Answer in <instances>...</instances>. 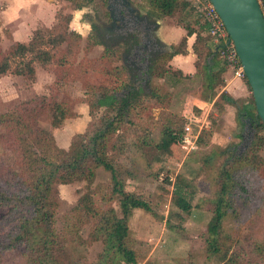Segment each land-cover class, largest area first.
Here are the masks:
<instances>
[{"label": "trees", "instance_id": "trees-1", "mask_svg": "<svg viewBox=\"0 0 264 264\" xmlns=\"http://www.w3.org/2000/svg\"><path fill=\"white\" fill-rule=\"evenodd\" d=\"M65 1L75 6L82 0ZM147 1L150 13L158 19L179 14L185 31V36L171 46L170 52L152 60L147 75L164 78L170 70L169 62L175 56L188 54L187 39L194 36L195 77L201 80L199 99L213 103L218 112L217 116L209 115L210 128L218 122L228 105L235 109L238 127H244L248 119L254 131L249 146L242 153H236L235 145L231 146V151H225L215 177L217 190L212 198L203 199L198 205L211 214L202 236L205 258L216 264H264V193L261 189L264 182V125L256 116L253 99L251 97L252 108L249 109L237 105L238 101L223 90L226 85L224 75L229 69L212 46L209 22L200 15L196 4L187 0ZM3 32L8 40H12L7 30ZM45 32L53 34V31L40 29L34 32L28 43L15 42L5 50L1 47L0 34V76L11 69L12 60L27 56L31 59L14 68L13 74L33 80L35 62L53 61L56 65V80L49 88V95L35 96L0 113V264H5L6 253L10 250L18 251L25 264H80L78 249L96 242L102 244L96 264H138L140 256L130 236L128 221L135 209L151 212V207L126 190L122 174L115 165V157L126 146L118 144L115 137L119 130H123L122 123L132 110L133 102L153 99L152 107L145 111L148 112L147 118L154 121L150 113L152 108L159 109V116L166 113L171 95L156 88L150 96H141V90L131 88L123 98L117 97L116 88H112L110 81L113 78L124 81V72L114 66L118 57L113 50L106 49L98 58L82 60L73 66V59L70 60L69 56L73 45L68 41L73 37L79 45L80 36L67 33V36L59 37L57 44L60 46L67 41L66 46L53 54L42 48L48 42ZM75 70L85 78L83 88L90 95L85 102L92 121L84 133L77 135L70 149L63 150L40 121L47 116L50 125L58 128L64 121L79 117L74 110L75 100L66 94L59 97L56 89V86L66 84ZM176 72L174 75L182 76L180 70ZM243 79L248 86L245 77ZM101 108H104L102 116L95 119V113ZM164 121L159 130L160 142L152 143L148 133L139 134L134 146L152 145L169 152L172 146L180 144V120L167 116ZM210 132L202 130L198 142L202 141L203 134ZM236 136L241 138L240 134ZM99 167L110 174L107 196H102L99 189H91L95 170ZM180 180L177 177L176 181ZM80 182L85 184V191L64 217L65 225L59 231L56 227L58 187ZM180 183L174 184L172 201L181 212L189 214L191 199L187 198L188 194ZM97 193L102 200L106 198V205L116 201L120 215L110 206L108 210L98 208ZM243 210L247 214L243 223L248 232L238 238L232 237L227 232L226 223L240 222ZM85 226L90 228L86 240L80 235Z\"/></svg>", "mask_w": 264, "mask_h": 264}, {"label": "rangeland", "instance_id": "rangeland-1", "mask_svg": "<svg viewBox=\"0 0 264 264\" xmlns=\"http://www.w3.org/2000/svg\"><path fill=\"white\" fill-rule=\"evenodd\" d=\"M132 1L142 12L150 13L147 0ZM56 5L59 16H66L72 12L71 31L59 28L53 31L51 35L45 32L44 35L48 42L42 48L56 54L59 49H64L67 43L65 41L59 46L56 40L61 36H67V33H71L79 35L81 38L79 45H76L73 37L69 38L68 42L73 45V49L69 54L70 60L73 59L71 65H78L82 60L91 61L98 58L104 52V47L99 44L97 36L88 34L85 28H82L81 24L74 20L78 13H74L69 4L60 1L56 2ZM179 16V14H174L172 17L162 19L156 17L162 28L160 39L169 48L179 43L185 35ZM55 24H57L56 27L60 26L57 21ZM37 31H40V29ZM0 34L2 38L1 47L5 50L9 42H7L4 32H0ZM170 34L172 38L169 37ZM88 49L89 51H87ZM113 53L118 57L114 62V66L124 72V81L113 78L110 84L112 88H116L114 90L115 95L123 98L127 95V86L131 85L130 74L122 64V58L125 56L122 49H114ZM189 54L188 52L186 56L175 59L170 66L169 73L164 78L149 77V80L141 78L134 81L139 89L145 87L141 96H150L153 89L156 88L163 93L170 94V107L166 113L161 115L163 117L159 116V109L152 108L150 113L155 120L150 121L147 118L148 112L146 111L149 107H152L154 100L142 97L143 100L140 102L132 103V110L125 116V121L122 123L123 130H119L115 137L118 144L122 143L126 146L115 157V165L122 174L126 190L145 200L151 207V212L136 210L138 216L135 222L128 224L130 236L135 241V248L140 256L138 264H216L213 261L206 260L205 247L202 241L211 214L203 211L198 205H200L201 200L212 198L217 190L215 177L219 170L218 166L225 158V151H231V146L235 145L236 153H242L249 146L254 134V131L250 132L251 136L249 137V131L246 127H238L235 116L233 117L230 112L226 115L227 112H224L213 127L210 128L209 124L207 128L202 129L211 132L210 134H203L202 141L200 143L197 141V147L194 150L188 151L182 144L172 146L169 152L161 151L152 145L142 148L134 146L139 134L145 135L148 133L149 139L153 140L152 143L160 142V126L165 123L164 119L167 116L180 120L179 130L182 133L186 121L184 117L188 116L187 114H192V112L199 113V108L197 109L199 103L196 98H199L200 78L195 77V75L193 77L183 76L190 72V68L186 66L191 64ZM131 58L130 60L133 61V58ZM30 59L31 57L27 56L24 59L12 60L10 63L11 69L0 76V113H5L18 103L35 96L49 95V88L56 80L54 73L56 65L53 61L35 62L33 64L35 69L33 80L12 73L14 68ZM178 70L181 71L182 76L174 75ZM90 73L92 75V72ZM224 78L225 83L226 80L230 81V78H232L231 73H226ZM84 80V76L75 70L68 77L66 84L56 86L59 97L66 94L75 100L74 110L78 115H81L80 120L78 118L68 119L58 128H53L50 125L47 116L40 121V125L53 134L56 145L63 150H69L76 141L77 135L84 133L85 126L92 121L88 113V105L85 102L90 95L86 94L83 88ZM232 84L234 85L231 94H234V90L237 93L231 97L238 101L237 105H247L246 107L252 108L251 92L244 79H236ZM141 103L142 105H140ZM140 110H144V113L138 114ZM103 111L104 108L99 109L94 118L101 117ZM211 115H218L215 107H213ZM181 133H179V136ZM237 134L241 135L240 139L237 138ZM262 155L264 156V151ZM177 177L181 178L179 182L176 181ZM166 178L168 181H166ZM176 183H180L183 190L188 194L187 198L191 199L192 209L189 214L181 212L173 204L172 193ZM84 185L80 182L58 187L60 198L56 214L57 230L61 231L64 227V217L69 214L70 210L76 205L79 196L85 191ZM262 185L261 189L264 193V182ZM109 188V172L101 167L97 168L91 189H99L102 196H107L109 195ZM102 196L98 193L95 196L97 207L108 210L110 206L120 215L116 201H111L109 205H106L104 202L106 198L102 200ZM240 215V222L226 223L227 232L235 238L248 232L243 223L247 218L245 217L247 216L246 211L243 210ZM89 229V226H85L80 232L84 240L89 235ZM101 252L102 244L100 242L93 243L91 246L80 247L78 249V257L81 256L80 264H96ZM5 264H25V261L18 251L10 250L6 253Z\"/></svg>", "mask_w": 264, "mask_h": 264}, {"label": "flooded vegetation", "instance_id": "flooded-vegetation-1", "mask_svg": "<svg viewBox=\"0 0 264 264\" xmlns=\"http://www.w3.org/2000/svg\"><path fill=\"white\" fill-rule=\"evenodd\" d=\"M60 1L66 2L74 13H78L74 20L88 34H95L104 50L122 49L125 55L122 64L128 70L131 80V85L127 86V94L134 88L141 90L142 95L145 87L139 89L134 81L141 78L149 80L147 73L152 60L171 51L160 39V25L158 27L153 23L158 22L157 18L149 12H142L132 0H82L75 6L65 0H52L50 4L57 9L56 2ZM72 19V12L59 16L56 10L53 25L42 30L55 31L60 28L71 31ZM56 21L60 26L56 27Z\"/></svg>", "mask_w": 264, "mask_h": 264}, {"label": "water", "instance_id": "water-1", "mask_svg": "<svg viewBox=\"0 0 264 264\" xmlns=\"http://www.w3.org/2000/svg\"><path fill=\"white\" fill-rule=\"evenodd\" d=\"M238 55L256 116L264 125V14L257 0H208ZM159 27L160 23L154 21ZM245 127L253 132L250 121Z\"/></svg>", "mask_w": 264, "mask_h": 264}, {"label": "crops", "instance_id": "crops-1", "mask_svg": "<svg viewBox=\"0 0 264 264\" xmlns=\"http://www.w3.org/2000/svg\"><path fill=\"white\" fill-rule=\"evenodd\" d=\"M50 3H51L50 0H0V25H1L0 32H3V30H7L12 37V40H8L6 38L7 42H9L8 47L15 42L26 44L30 41L35 31H37L40 28H46V27L49 28L51 27V25H53L56 8L54 7V5ZM160 28H161V24H160ZM169 37H171V34L169 35ZM194 39H195L194 36L187 39V45H188L187 52L190 53L189 55L191 57L192 65L190 64L191 67L190 65H186L190 68V72H188V74L183 75L184 77H188V76L193 77L196 74L194 68V62L196 56L192 52V44L194 42ZM180 56L181 55L175 56L169 62V66L172 65L175 59L177 60V58H180ZM235 80L236 79H234L233 77L230 78V81L226 80V85L223 88V90H225L230 96L232 95L234 96L237 93L236 90H234L233 91L234 94H231L232 93L231 89L234 85L232 83ZM200 87H201V80L199 84V92H200ZM196 99L199 103V105H197V109L199 108L198 109L199 113L196 114V112L195 113H193L192 111L191 112L195 118V121L198 124H200L204 129L207 128L209 125L208 118L209 115L212 113L213 103H208L206 101L199 99L198 97ZM232 108L233 107L228 105L225 106V112H227L226 115L229 114L230 112L233 117L235 116V110H233L234 108L233 109ZM248 108L250 109V107ZM78 119L79 120L81 119L80 114ZM86 127L87 126H85V129ZM136 210H141V209H135L132 212V215L130 216L128 221L129 225L131 223H134L135 219L138 216V214H136Z\"/></svg>", "mask_w": 264, "mask_h": 264}, {"label": "built area", "instance_id": "built-area-1", "mask_svg": "<svg viewBox=\"0 0 264 264\" xmlns=\"http://www.w3.org/2000/svg\"><path fill=\"white\" fill-rule=\"evenodd\" d=\"M198 6V11L203 18L209 22V35L212 38V44L216 48L219 57L225 62L229 72L234 79L241 80L244 78V73L234 49L232 42L229 39L227 31L216 13L213 6L208 0H187ZM264 14V0H257ZM185 124L180 134V144L188 151L194 150L197 147V141L202 131V126L195 121L192 114H187Z\"/></svg>", "mask_w": 264, "mask_h": 264}]
</instances>
